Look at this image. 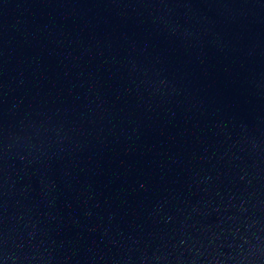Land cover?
<instances>
[{"label": "water", "instance_id": "obj_1", "mask_svg": "<svg viewBox=\"0 0 264 264\" xmlns=\"http://www.w3.org/2000/svg\"><path fill=\"white\" fill-rule=\"evenodd\" d=\"M0 264H264V0H0Z\"/></svg>", "mask_w": 264, "mask_h": 264}]
</instances>
